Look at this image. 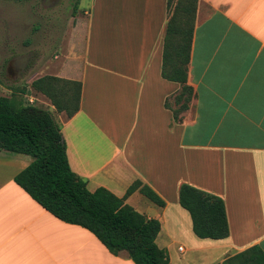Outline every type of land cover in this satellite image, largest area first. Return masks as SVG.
Returning <instances> with one entry per match:
<instances>
[{
  "label": "crops",
  "instance_id": "0c3cea01",
  "mask_svg": "<svg viewBox=\"0 0 264 264\" xmlns=\"http://www.w3.org/2000/svg\"><path fill=\"white\" fill-rule=\"evenodd\" d=\"M167 3L90 0V11L74 18L67 54L44 75L81 83L79 111L67 119L45 105L61 128L71 171L89 192L102 187L123 198L139 181L164 201L158 207L135 191L124 203L160 223L155 242L170 264L165 238L175 235L187 237L190 251L208 258L206 264L235 262L242 253V260L261 259L264 0H198L188 66L195 96L180 121L165 103L181 86L161 77ZM31 161L0 150V264H134L126 252L110 253L88 230L60 221L20 188L14 177ZM184 184L223 200L226 238L193 234L179 205Z\"/></svg>",
  "mask_w": 264,
  "mask_h": 264
},
{
  "label": "trees",
  "instance_id": "16d2710c",
  "mask_svg": "<svg viewBox=\"0 0 264 264\" xmlns=\"http://www.w3.org/2000/svg\"><path fill=\"white\" fill-rule=\"evenodd\" d=\"M79 2L76 0L75 11ZM171 2L167 3L169 12ZM197 2L177 0L164 39L161 77L181 86L174 98L176 105L183 101L178 110L172 111L175 121H180L179 114L195 96L193 87L188 85V66ZM30 89L67 119L79 111V82L43 76L32 81ZM165 106L168 107L167 102ZM0 150L32 159L14 182L54 217L88 230L114 255L126 252L134 264H170L167 252L155 242L160 223L124 203L135 191L158 207H164V201L139 181L131 184L123 198L102 187L89 192L86 183L71 171L61 128L51 112L22 106L14 96L0 95ZM179 205L189 214L192 232L198 239L222 240L228 236L221 198L184 184L179 190ZM243 255L236 257L240 264H264L263 253L261 259L242 260Z\"/></svg>",
  "mask_w": 264,
  "mask_h": 264
},
{
  "label": "rangeland",
  "instance_id": "374dc122",
  "mask_svg": "<svg viewBox=\"0 0 264 264\" xmlns=\"http://www.w3.org/2000/svg\"><path fill=\"white\" fill-rule=\"evenodd\" d=\"M176 2L177 0L171 2V14ZM75 3L76 0H0L1 96L7 98L14 96L22 106H26L29 104L27 99L32 95L34 98L32 107L48 110L45 105L48 100L33 92L30 83L49 74L46 69L53 63L62 61V57L67 54L66 48L74 18H81L83 10L90 11V0H82L76 11ZM78 37L76 47L81 50L83 47L80 43L81 35ZM22 90L25 92L22 93ZM168 105L173 110L181 107L175 105L174 100L169 101ZM165 242V246H169L172 264L208 262V258L199 252L190 251L191 244L184 235H175L174 239L165 238ZM161 246L164 248L162 244ZM179 247L185 251H179ZM221 252L216 251V258ZM239 262L229 261L228 264H240Z\"/></svg>",
  "mask_w": 264,
  "mask_h": 264
},
{
  "label": "built area",
  "instance_id": "2783aa9c",
  "mask_svg": "<svg viewBox=\"0 0 264 264\" xmlns=\"http://www.w3.org/2000/svg\"><path fill=\"white\" fill-rule=\"evenodd\" d=\"M27 101H28V103L30 105L28 104L26 106H31L34 103V98L29 96V98L27 99ZM179 251H182V248H179Z\"/></svg>",
  "mask_w": 264,
  "mask_h": 264
}]
</instances>
